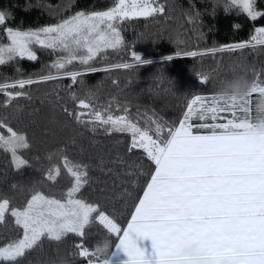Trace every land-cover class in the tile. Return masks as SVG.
<instances>
[{
  "label": "snow or ice",
  "instance_id": "obj_1",
  "mask_svg": "<svg viewBox=\"0 0 264 264\" xmlns=\"http://www.w3.org/2000/svg\"><path fill=\"white\" fill-rule=\"evenodd\" d=\"M230 4L252 21L264 17L257 0H230ZM228 10L225 6L224 11ZM163 13L165 6L157 0H116L106 10L78 11L58 23L35 29L3 28L7 42H0V66L24 58L37 61L36 46L51 50L56 59L43 65L35 77L24 75L19 68L15 78L5 77L0 82V95L4 97L0 107L15 114L21 110V98L31 99L29 87L70 79L71 84L65 87L75 109L86 111L70 110L60 103L62 97L58 95L49 103L89 132L128 135L127 155L141 151L142 159L154 167L152 170L142 163H129L119 152L110 160H98L96 166L113 178V187L119 182L123 188L119 195L134 202L130 218L122 227L98 201L90 202L81 195L91 183V165L70 160L62 148L50 153L49 161L56 156L60 163L53 164L42 181L13 183L9 192L0 189V226L6 233H16L11 238L0 233L3 264H25L45 241L60 245L70 234L79 238L71 255L85 258L86 264H264V131H256L249 119L255 98L264 94V80L259 73L252 80L248 97L240 101L223 102L215 93L192 96L178 124L153 113L156 118L148 117L142 127L127 114H111L110 107L95 102L98 98L94 94L87 93L86 100L72 91L77 83L83 85L86 73L127 70L137 63H150L129 49L131 62L103 68L92 66L110 50L127 47L122 36L124 22ZM6 19L7 13L0 11V26L5 25ZM257 45L264 46V26L256 27L246 40L203 52L185 49L162 59L214 55ZM77 64L81 67L74 70L73 65ZM196 75L201 85L209 80L199 72ZM129 107L130 102L123 112L128 113ZM38 112L35 109L29 115ZM12 118L0 115V151L10 154L11 167L22 172L31 167L21 154L31 148V141L25 131L12 126ZM193 118L200 123H193ZM218 118L226 122L217 123ZM208 119L213 122L208 123ZM51 122L56 121L53 118ZM44 131L47 134V129ZM62 169L71 184L57 194ZM142 179L145 185L137 197L129 186L140 189ZM18 199L23 203L18 204ZM94 224L107 235L89 247L87 230ZM112 236L117 241L114 248Z\"/></svg>",
  "mask_w": 264,
  "mask_h": 264
},
{
  "label": "trees",
  "instance_id": "obj_2",
  "mask_svg": "<svg viewBox=\"0 0 264 264\" xmlns=\"http://www.w3.org/2000/svg\"><path fill=\"white\" fill-rule=\"evenodd\" d=\"M114 1L116 0H0V11L7 13L5 25L0 26V42H7L4 27L35 29L58 23L78 11L87 12L98 4ZM157 2L165 6V13L124 22L122 36L127 47L117 51L110 50L92 66L103 68L107 65L131 62L129 49H133L140 54L142 60L150 63H137L127 70L113 69L108 72L86 73L83 85L77 83L72 91L86 100L89 98L87 93H92L98 98L95 100L96 103L110 107L111 114H127L144 127L148 117L156 118L153 113L165 121H174L178 124L192 96L215 93L220 81L234 74L243 72L253 80L259 73L260 79L264 80V46L257 45L254 48L250 46L248 49L219 52L214 55L162 59L165 55H175V52L185 49L203 52L221 44L249 39L256 27L264 25V17L252 21L240 9L232 7L230 0H157ZM225 6L229 8L227 12L224 11ZM257 7L258 10L264 11V0H257ZM35 50L37 61L24 58L18 63L0 66V82L5 77L15 78L18 75L17 68L24 75L31 74L35 77L43 65H49L56 59L51 50L39 46H36ZM80 67L78 64L73 65L74 70ZM198 72L209 77L206 84H200L196 75ZM68 84H71V80L66 78L29 87L27 91L31 99L21 98L18 101L21 110L15 114L11 109L0 107V115L13 117L12 126L25 131L31 141V148L21 153L30 161L31 167L24 168L22 172H17L11 167L10 154L0 151V189L9 192L13 183L27 185L42 181L45 172L53 164L60 163L56 156L49 161V154L62 148L66 150L70 160L91 165L89 169L91 183L82 190L81 195L90 202L98 201L124 227L130 218L134 202L119 195L123 188L119 182L113 187V178L105 175L96 166L98 160L100 158L110 160L119 152L129 163H142L146 169L151 167L152 170L154 167L149 161L142 159L141 151L127 155L126 149L130 141L128 135L109 136L102 132H89L66 117L62 109L54 108L49 100L55 101L58 95L62 97L60 103L63 106L70 110L75 109V103L65 87ZM3 99L4 97L0 95V102ZM129 102V111L124 113L123 107ZM35 109H39L38 114L29 115ZM53 118L55 123L51 122ZM148 123L150 124V121ZM70 184V177L62 169L56 185L57 194L66 191ZM144 185L145 181L142 179L140 189L133 190L129 186V190L135 191L138 197L142 195ZM17 203L22 204L23 200L18 199ZM87 231L89 247L102 242L107 235L98 224H94ZM0 233H6L3 226H0ZM15 234L6 233L8 238L14 237ZM110 240L113 248L116 239L112 236ZM78 241L79 238L72 234L60 245L45 241L42 248L30 254L25 264H51L52 261L59 260H64L67 264H85V258H73L71 255L73 245Z\"/></svg>",
  "mask_w": 264,
  "mask_h": 264
},
{
  "label": "clouds",
  "instance_id": "obj_3",
  "mask_svg": "<svg viewBox=\"0 0 264 264\" xmlns=\"http://www.w3.org/2000/svg\"><path fill=\"white\" fill-rule=\"evenodd\" d=\"M252 90V80L243 72L223 79L217 86L215 95L223 102L240 101L248 97ZM254 115L249 119L256 131H264V94L255 98Z\"/></svg>",
  "mask_w": 264,
  "mask_h": 264
},
{
  "label": "rangeland",
  "instance_id": "obj_4",
  "mask_svg": "<svg viewBox=\"0 0 264 264\" xmlns=\"http://www.w3.org/2000/svg\"><path fill=\"white\" fill-rule=\"evenodd\" d=\"M116 1H114L113 3H106V4H98L96 5L94 8H92L90 11H93V10H106L108 7L110 6H114V3ZM75 15V14H74ZM47 26V25H46ZM264 26V25H263ZM261 27V26H260ZM13 28H19V27H13ZM20 30H26V29H22V28H19Z\"/></svg>",
  "mask_w": 264,
  "mask_h": 264
},
{
  "label": "crops",
  "instance_id": "obj_5",
  "mask_svg": "<svg viewBox=\"0 0 264 264\" xmlns=\"http://www.w3.org/2000/svg\"><path fill=\"white\" fill-rule=\"evenodd\" d=\"M225 117H227V118H231V116H230V114L229 113H224L223 114ZM240 115H243V114H240ZM252 115H254V112H253V114ZM193 123H200V121L198 120V119H196V118H193V121H192ZM207 122L208 123H212L213 121H211L210 119H208L207 120ZM217 123H223V122H226V119H219L218 118V120L216 121ZM125 226H126V224H125ZM124 226V227H125ZM117 242V241H116ZM114 248V247H113ZM86 264V263H85Z\"/></svg>",
  "mask_w": 264,
  "mask_h": 264
}]
</instances>
